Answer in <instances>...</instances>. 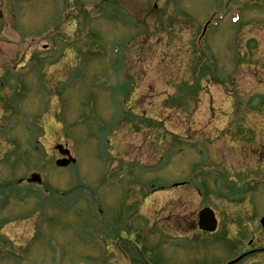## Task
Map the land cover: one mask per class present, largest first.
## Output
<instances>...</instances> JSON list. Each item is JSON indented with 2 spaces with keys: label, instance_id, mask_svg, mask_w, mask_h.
<instances>
[{
  "label": "rangeland",
  "instance_id": "374dc122",
  "mask_svg": "<svg viewBox=\"0 0 264 264\" xmlns=\"http://www.w3.org/2000/svg\"><path fill=\"white\" fill-rule=\"evenodd\" d=\"M1 2L0 246L11 251L0 264H118V228L130 224L136 207L156 217L174 211L172 224L185 203L190 226L209 205L221 227L258 226L261 2L226 0L230 17L242 4L234 25L218 18V0ZM210 19L217 25L197 44ZM56 144L75 153L73 164L54 168ZM33 171L46 187L14 186ZM176 180L187 185L175 189ZM200 185L208 195L196 191ZM34 186L42 198L30 192ZM79 186L93 188L92 201L72 190ZM215 186L217 194L232 190L246 200L224 201ZM186 245L164 264H215L212 246Z\"/></svg>",
  "mask_w": 264,
  "mask_h": 264
},
{
  "label": "flooded vegetation",
  "instance_id": "af4514ba",
  "mask_svg": "<svg viewBox=\"0 0 264 264\" xmlns=\"http://www.w3.org/2000/svg\"><path fill=\"white\" fill-rule=\"evenodd\" d=\"M264 5V0H262ZM184 186V184L179 185ZM164 205L168 206L167 202ZM163 205V207H164ZM180 213L170 211L168 215L155 216V210L133 212L130 224L118 228V264H164L172 254L181 255L187 246V232H198L200 239L206 240L213 248L215 264H255L264 261V221L260 226L225 225L218 226L215 232L208 233L193 225L187 226L185 203L180 205ZM164 213L167 209H160ZM242 210L239 211L242 214ZM175 224V225H174ZM172 246L171 249L168 246Z\"/></svg>",
  "mask_w": 264,
  "mask_h": 264
},
{
  "label": "water",
  "instance_id": "95a60500",
  "mask_svg": "<svg viewBox=\"0 0 264 264\" xmlns=\"http://www.w3.org/2000/svg\"><path fill=\"white\" fill-rule=\"evenodd\" d=\"M2 18L0 17V31L2 29ZM58 149L59 153L61 155H68V150H63L62 146L59 145L56 147ZM70 161H74L73 159L69 158L68 159H62L58 160L56 163L58 166H65L68 164ZM29 181L33 182H40V178L38 175H31ZM199 228L201 230H207V231H213L215 226H216V219L214 217L213 212L209 208H204L203 210L200 211L199 213V222H198Z\"/></svg>",
  "mask_w": 264,
  "mask_h": 264
}]
</instances>
